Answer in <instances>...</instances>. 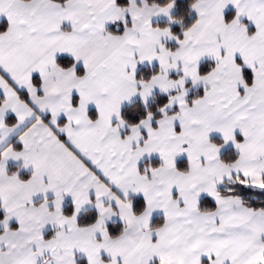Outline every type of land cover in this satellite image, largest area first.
<instances>
[{
	"label": "snow or ice",
	"instance_id": "snow-or-ice-1",
	"mask_svg": "<svg viewBox=\"0 0 264 264\" xmlns=\"http://www.w3.org/2000/svg\"><path fill=\"white\" fill-rule=\"evenodd\" d=\"M176 9L0 0V264H264V0Z\"/></svg>",
	"mask_w": 264,
	"mask_h": 264
},
{
	"label": "trees",
	"instance_id": "trees-1",
	"mask_svg": "<svg viewBox=\"0 0 264 264\" xmlns=\"http://www.w3.org/2000/svg\"><path fill=\"white\" fill-rule=\"evenodd\" d=\"M189 5H190V0H177L176 14H178V15L179 14H185V22L186 23L190 20V17H188L186 15L187 10L189 8ZM157 23L164 25L167 23V19L162 20V21H158ZM121 30H122V28H121ZM174 30L179 32L180 31V25L179 24L174 25ZM150 70H151V66L141 68V71H145L146 74L150 73ZM195 92H196V89H193V94H195ZM165 102H166V97L163 96L162 94L157 93L156 98L150 102V107L152 108L153 111H156L158 106H161ZM124 114L128 118H130L132 120H136L139 117L146 115V111L144 109V105H143L142 101L136 100L132 104L125 106ZM230 151H232V148H229L225 152H230ZM254 194L260 196L261 198H264V193L256 192ZM253 203H255V201H253ZM2 215H3V213L0 211V217H2Z\"/></svg>",
	"mask_w": 264,
	"mask_h": 264
},
{
	"label": "crops",
	"instance_id": "crops-1",
	"mask_svg": "<svg viewBox=\"0 0 264 264\" xmlns=\"http://www.w3.org/2000/svg\"><path fill=\"white\" fill-rule=\"evenodd\" d=\"M5 18H3V17H0V20H4ZM167 18H165V17H160V18H157V20H156V22H158V21H162V20H166ZM6 22V21H5ZM143 67H150V66H143ZM142 67V68H143ZM136 100H140L139 98H136V99H134V101L133 102H135ZM132 102V103H133ZM125 106H127V105H125ZM10 119H11V117H10ZM229 148H231V146L229 145V146H227L226 148H225V151L226 150H228ZM2 212V211H1Z\"/></svg>",
	"mask_w": 264,
	"mask_h": 264
}]
</instances>
